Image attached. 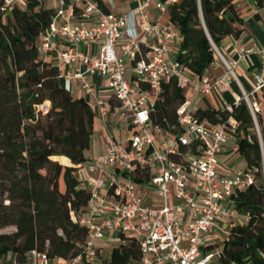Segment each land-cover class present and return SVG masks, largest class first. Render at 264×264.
Listing matches in <instances>:
<instances>
[{
	"label": "built area",
	"instance_id": "built-area-1",
	"mask_svg": "<svg viewBox=\"0 0 264 264\" xmlns=\"http://www.w3.org/2000/svg\"><path fill=\"white\" fill-rule=\"evenodd\" d=\"M36 1L43 7L46 2ZM53 1L58 4L53 8L56 15L37 42L41 55L55 53L61 59L67 90L77 86L95 102L100 116L109 112L114 100L127 134L122 140L109 138L104 152L80 170L82 184L91 192L86 211L77 216L88 229L84 251L61 259L32 250L23 264H109L113 248L125 237L140 245L137 264H213L220 251L207 248L218 245L219 236L227 240L230 228L241 219L248 221L235 210L232 196L256 181L252 171L230 174L221 168L220 157L235 142L238 124L232 117L219 125L200 121L197 109L185 104L177 112L178 130L170 132L155 125L151 114L163 83L174 79L185 95H213L216 109L228 113L245 102L257 121L264 95V48L236 47L231 56L216 48L212 65L222 67L223 74L200 77L172 58L170 42L181 43V34L173 24L159 21L180 0H137L138 6L127 13L106 11L96 0ZM104 1L114 7L113 0ZM28 2L4 0L1 10ZM60 42L68 47L61 48ZM84 44L96 45L98 53L81 52ZM255 54L261 68L247 88L238 68H250ZM96 77L106 83L103 92L95 87ZM234 86L240 96L231 104L222 94ZM49 108L45 103L39 110L46 114ZM144 172L148 179L137 182L134 175Z\"/></svg>",
	"mask_w": 264,
	"mask_h": 264
},
{
	"label": "trees",
	"instance_id": "trees-1",
	"mask_svg": "<svg viewBox=\"0 0 264 264\" xmlns=\"http://www.w3.org/2000/svg\"><path fill=\"white\" fill-rule=\"evenodd\" d=\"M96 1L110 11L104 0ZM252 1L264 8V0ZM237 2L180 0L170 7V23L182 37L176 59L193 74L206 75L226 38L243 36L245 21ZM3 6L0 0V232L9 227L14 231L0 234V264H23L32 250L72 259L88 240V229L77 216L86 211L91 192L79 173L91 148L97 113L87 99L67 90L58 66L45 61L39 51L38 38L50 27L56 10L36 0L5 12ZM45 103L50 104L46 114L39 110ZM186 103L176 80L164 82L151 114L153 123L176 132L177 112ZM196 117L211 125L235 119L237 153L244 169L256 177L254 184L232 196L235 210L248 221L232 226L221 246L207 249L220 251L221 264H264V129L261 141L245 102L232 113L197 109ZM134 178L142 183L148 174ZM140 258L138 241L125 237L113 248L109 264H137Z\"/></svg>",
	"mask_w": 264,
	"mask_h": 264
},
{
	"label": "crops",
	"instance_id": "crops-1",
	"mask_svg": "<svg viewBox=\"0 0 264 264\" xmlns=\"http://www.w3.org/2000/svg\"><path fill=\"white\" fill-rule=\"evenodd\" d=\"M239 2L242 1L247 2L250 4L251 12L249 14H242L243 10L239 13L241 17L245 21V32L243 36L239 40H235L232 37H228L223 42L221 51H223L227 56H231L233 50L236 47H248V48H264V8L259 9L256 4L252 0H238ZM114 7L110 8V10L116 12V13H127L131 10H134L138 6L137 0H113ZM58 5L57 3H54L53 0H46L44 8L45 9H55ZM151 10L154 13V17L158 18L159 13L154 10V7H151ZM258 14V17H255V15ZM159 21L163 26H166L170 24L169 14L163 15L159 17ZM61 48H67V43L60 42ZM180 42L178 40H172L170 42L171 50L174 52L172 55V58H176L178 50H179ZM79 50L87 55H94L98 53V47L93 44H84L79 47ZM45 61L50 62L58 68L61 67L62 61L59 59L55 53H52L50 55H42ZM261 68V58L258 54H255L252 57V66L250 68L246 67L245 65H241L238 68V73L242 77V80L245 82V86L249 88V86L252 84V79L254 78V75L258 73V71ZM64 69V68H62ZM224 70L220 66L211 65L209 70L207 71L206 75L209 76L211 79H215L223 74ZM95 87L98 91L103 92L106 89V83L102 81L100 78H95ZM72 94L75 97H84L87 99V101L91 104V106L97 111V108L95 106V102L85 96V94L77 87L75 86L74 91ZM240 96V92L237 90V87H232L231 89H228L223 92L222 97L225 101L234 104ZM187 97V103L186 108H192V109H203V110H212L219 107L218 101L215 99L213 95H202V94H186ZM110 99V98H109ZM112 101V100H111ZM192 102L190 106H187L188 102ZM113 103L116 104V102L113 100ZM117 106V104H116ZM116 106L115 108H112V103H110L109 107V113H111L113 116H116ZM97 113V112H96ZM101 121L98 118H96L95 121V131L92 136L91 140V148L85 152V156L87 158V161L82 164L83 168L85 169L87 165L90 163L91 160L96 158L99 154L103 153L105 150V145L108 143L109 138L113 137L117 140H122L126 137L127 131L124 129V125L120 124V128L124 130L125 134L120 137H117L116 132L110 133L109 135L105 132H103L101 129ZM101 128V129H100ZM237 153V147L234 141H232L224 153L220 157L221 161V168L223 171L227 172L225 169H228L229 165V158ZM242 164H245V162H242ZM243 220V219H241ZM244 221V220H243Z\"/></svg>",
	"mask_w": 264,
	"mask_h": 264
},
{
	"label": "rangeland",
	"instance_id": "rangeland-1",
	"mask_svg": "<svg viewBox=\"0 0 264 264\" xmlns=\"http://www.w3.org/2000/svg\"><path fill=\"white\" fill-rule=\"evenodd\" d=\"M237 6H238V9L240 11L243 10V13L242 14H249L251 12V9L249 8L250 7V4H248L247 2H242V1H238L237 2ZM259 102L262 104V113L260 115V117L262 118L263 120V123L262 125L260 124V119L259 117H257V125H256V130L257 132L260 134V136L262 137V131L264 129V95L262 96L261 99H259ZM192 104V102H188L187 106H190ZM97 112V115H98V118L100 119L101 121V130L105 133H107L108 135L110 133H115L117 134V137H120L122 136V134L124 135L125 132L124 130H122V128H120V124H121V119L118 117V115L116 116H113L111 113H109L107 111V114L102 117L99 115V112L98 110L96 111ZM229 167L228 169H225L228 173H233L235 171H237L238 169H244L246 164H242V162H244V159L242 158V156H240L238 153H235L233 154L230 158H229ZM239 223H243V220L241 221H238L237 224ZM14 231V227H9V228H6L4 230H2L0 232V234H5V233H10V232H13ZM223 242V236H219L217 238V244L218 245H221ZM213 264H221V262L218 260V257L215 259L214 263Z\"/></svg>",
	"mask_w": 264,
	"mask_h": 264
},
{
	"label": "bare ground",
	"instance_id": "bare-ground-1",
	"mask_svg": "<svg viewBox=\"0 0 264 264\" xmlns=\"http://www.w3.org/2000/svg\"><path fill=\"white\" fill-rule=\"evenodd\" d=\"M62 163H64V164H68V160L67 159H65V158H61V159H59Z\"/></svg>",
	"mask_w": 264,
	"mask_h": 264
},
{
	"label": "water",
	"instance_id": "water-1",
	"mask_svg": "<svg viewBox=\"0 0 264 264\" xmlns=\"http://www.w3.org/2000/svg\"><path fill=\"white\" fill-rule=\"evenodd\" d=\"M255 124L257 125V121H255ZM259 134V133H258ZM259 136H260V134H259ZM260 139H261V141H262V137L260 136Z\"/></svg>",
	"mask_w": 264,
	"mask_h": 264
}]
</instances>
